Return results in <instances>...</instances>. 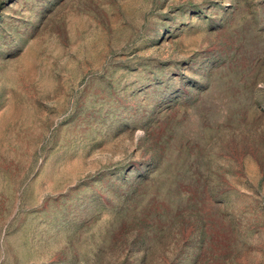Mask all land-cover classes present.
Listing matches in <instances>:
<instances>
[{
  "label": "rangeland",
  "instance_id": "obj_1",
  "mask_svg": "<svg viewBox=\"0 0 264 264\" xmlns=\"http://www.w3.org/2000/svg\"><path fill=\"white\" fill-rule=\"evenodd\" d=\"M0 264H264V0H0Z\"/></svg>",
  "mask_w": 264,
  "mask_h": 264
}]
</instances>
